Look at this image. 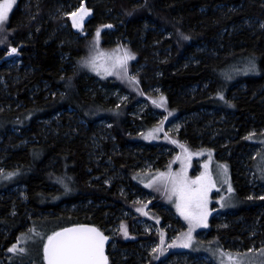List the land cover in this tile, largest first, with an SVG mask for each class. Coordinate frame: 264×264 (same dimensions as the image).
I'll use <instances>...</instances> for the list:
<instances>
[{
	"label": "trees",
	"instance_id": "16d2710c",
	"mask_svg": "<svg viewBox=\"0 0 264 264\" xmlns=\"http://www.w3.org/2000/svg\"><path fill=\"white\" fill-rule=\"evenodd\" d=\"M21 2L13 7L0 36L8 35L10 39H6L11 44L23 43L22 59L30 72L14 85L17 100L22 104L14 111L0 110V134L7 135L4 141L9 144L17 143L22 140L21 136L8 135L7 131L16 128L27 135L29 141L6 152L8 168L5 172L13 175L0 183V192L22 184L27 203L24 206L9 196L8 199L7 196L0 197V259H5L7 248L26 226L52 233L65 226L87 223L103 231L102 227L107 223L104 214L128 200L119 195L115 187L108 189L95 179L97 167L86 157L89 148L82 137L67 135L63 129L58 134L39 137L41 123H37L55 115L64 122V113L69 109L90 126L99 118H109L115 144L120 149L125 147L130 120L126 107L121 104L114 109L115 104L104 102L97 92L89 89L90 78L86 77L82 62L88 56L111 48L107 39L109 30L131 41L125 47L134 53V58L128 61V75L116 77L114 84L126 88L132 98L148 93L147 84L157 83L161 94L154 99L165 98L163 108L169 116L172 112L182 115L201 109L231 111L235 123L246 124L237 132L232 129L225 134L228 137L235 134L232 144L237 146L241 144L238 134L243 130L264 128V24L259 30L242 23L248 18L264 23V0H99L92 7L95 16L83 21L81 28H76L84 34L78 33L60 47L69 54L67 60H72V68L57 58L56 45L45 39L47 30L41 28L35 15L31 19L21 11ZM48 3V0L39 1L42 12H46ZM106 10L108 16L104 14ZM146 25L158 31L146 30ZM97 28L100 29L98 47L95 46ZM153 43V47H149ZM116 45L123 49V45ZM156 49L161 55L157 60L152 55ZM250 61H254L255 70L248 68L249 73L244 74L233 72ZM133 74L136 80L128 81ZM30 83L32 86L49 84L52 92L39 88L30 94L27 90ZM235 83L242 84L245 91L234 87ZM193 86L197 88L192 93ZM186 89L190 91L186 93ZM217 93L224 98L214 97ZM34 134L36 139L32 137ZM180 136L182 133L177 138ZM186 139L187 144H194L189 133ZM117 146H113L115 153ZM115 153L112 159L126 170L125 159L117 155L119 152ZM225 160L230 163L236 192L244 201L234 217L256 221L258 226L250 233H243L241 227L239 230L216 229L218 220L213 217L207 236L219 239L224 245L229 244L228 237L239 238L236 244L242 242L243 250L251 249L253 245L256 249L262 248L264 213L254 210L252 200L245 201L246 183L237 162L232 157ZM121 222L127 227L128 235L118 232V252L137 249L140 235L130 228L129 219L116 220L120 225ZM249 234L251 237H247ZM109 245V264H119L116 252H112ZM26 259L38 261L33 255ZM4 264H14V261L6 260Z\"/></svg>",
	"mask_w": 264,
	"mask_h": 264
},
{
	"label": "rangeland",
	"instance_id": "374dc122",
	"mask_svg": "<svg viewBox=\"0 0 264 264\" xmlns=\"http://www.w3.org/2000/svg\"><path fill=\"white\" fill-rule=\"evenodd\" d=\"M39 1L42 0H22L23 8L21 11L30 18L33 15L36 16V20H39V23L42 24L41 28L47 30L46 41L56 45L57 58L65 61L71 68L74 67L72 60H67L69 54L63 52L60 47L69 43L71 37L77 36L78 33L83 35L84 32L73 27L71 17L64 15V13L73 12L83 2L87 8L92 9L88 16L84 18L86 22L92 16H95L92 7L99 0H48L49 3L45 7V13L40 9ZM18 2L20 0H15L13 7ZM13 7L9 10V14ZM104 14L108 16V10ZM242 23L249 28L256 27L259 30L263 29L264 24L254 18L245 19ZM2 30H0V33ZM146 30L158 31L150 25H146ZM8 37L6 35L4 38L3 34L0 36V40H4V43L0 44V110L2 111H14L22 104L17 100L19 97L14 85L22 79L24 80V77L30 72L29 66L22 59L23 43L11 44V41H7V39H10ZM107 39L111 46L110 49L103 52V55H100L101 52H99L90 58L88 56L82 62L83 67L86 69L85 75L90 78L89 89L95 91L94 93L97 92L104 99V102L110 101L115 104L114 109L121 106V104L126 107L130 120L127 127L128 139L125 147L120 149L115 144L109 118H99L90 126L69 109L68 112L64 113L66 119L64 122H61L58 115H55L50 119L38 120L37 123H41L39 137L44 134H58L60 129H63L67 135L82 137L89 148L86 157L93 161L97 167L95 179L108 189L115 187L119 195L128 199L122 206H114V210L104 214V221L107 223L103 225L102 229L106 235L112 238L109 247L112 252H116L117 262L119 264H221L220 250H225L244 254L241 264H264V255L260 252H248L243 250L242 242L236 244L239 238L230 239L228 237L229 244L224 245L222 241H220L221 243L218 241L219 239L207 236L210 221L213 217L218 220L216 229L230 227L237 230L242 228V230L244 229L243 233L256 231L258 222H247L242 218L234 217L235 211L244 205V201H241L236 192L232 181L230 163L225 159L232 157L242 170L241 177L246 183L245 201L252 200L254 210L258 213H264V199H261V197H264V128H260L258 131L252 128L243 130L240 135L238 134V140L241 144L237 146L232 144L236 135L231 134L228 137L225 134L232 129L237 132L241 125L245 127L246 124L235 123L231 111L216 108L211 110L201 109L182 115L172 112V116H169L165 108L152 102L155 97L161 94V88L157 83L147 84L145 88L148 93L132 98L126 88L114 84L115 78L122 76L123 73L118 68L111 67L116 58L124 54L126 45L130 44L131 41L119 37L113 30L107 32ZM116 43L123 45V49L117 47ZM152 45L154 43L149 44V47L152 48ZM9 46L17 47V52L8 54ZM152 55L156 60L161 58L159 49L152 51ZM95 56H99V59L95 61L98 71H93L84 62ZM250 66V63H246L243 68L242 64V67L235 69L233 72L237 74L239 72L240 74L249 73L248 68H251ZM242 68L243 70L240 71ZM105 69H108V71H105ZM131 76H134V74ZM232 80L234 79L232 78ZM128 81L132 80L128 78ZM44 84L40 83L32 86V83H30L27 88L28 93L34 94L39 88H42V90L48 89L49 92H52L49 84ZM236 84H233L234 87H237L240 91H245L242 84ZM196 88L197 86H193L191 92L193 93ZM188 91L190 90L186 89V93ZM216 96L221 99L220 95L214 97ZM232 96L234 95L232 94ZM262 99L264 100V97ZM155 100H159V98ZM7 131L8 135L12 133L21 136L22 140L9 144L8 141H4L7 135L0 134V169L3 170L0 172V183L5 182L10 177L5 172L8 168L6 152L9 149L25 145L29 141L28 136L22 134L16 128ZM27 131L26 133H28ZM150 132L152 138L145 139V136ZM181 133L182 137L177 138ZM188 133L194 138V144L192 145L187 144L186 136ZM250 133L252 138L248 139ZM28 135L30 136V134ZM36 136L34 134L32 137L36 139ZM173 140L178 141V143H173ZM181 145L184 147H181ZM113 146H117L118 151H116L119 152H116L117 155L123 156V159H125L126 170L122 168L123 166L117 165L112 159V154L115 153ZM185 148L188 150L187 153L184 150ZM208 150H211V152ZM188 153H193L190 159L183 160V164L187 165L188 177L194 178L207 170L215 180L216 187L209 192L208 207L211 211L209 212L207 225H201L193 230L191 246L185 248L179 243L175 246L170 245H172L173 239L178 234L187 232L188 222L177 212L174 199H167L162 186L158 190L157 186L147 187V183L152 176L156 175L157 170L168 171L170 169L174 172L180 170L182 160L177 159V156L179 154L182 157H187ZM217 154L220 156L218 157ZM224 164L227 165L226 174L221 167ZM229 183L233 188L232 192L228 191ZM2 196L4 198L7 196V199L9 196V199L18 200L26 206L25 186L22 184L8 187L4 192H0V197ZM138 208H142L143 211H137ZM145 212H147V215L144 214ZM124 218L131 221L130 228L135 231V234L140 235L141 240L138 242L137 249L120 250L118 252L120 224L116 223V220ZM32 228H35L36 231L29 232V228L26 226L23 232L17 235V238H20L17 247L26 248L27 251L24 253L8 251L11 245L17 242L16 238V241L7 248L5 259H0V264L6 263V260L7 262L14 261V264H43L42 240L46 239L47 234L51 233L46 229L34 226L30 229ZM161 230H163L164 237V243L161 246L166 248L167 251L154 253L152 249L160 244ZM22 233L25 235L22 236ZM36 233H40V235ZM28 237L32 238L28 239ZM247 237H251V234ZM253 246L251 249H256ZM259 249H264V247ZM31 255L35 258L38 257V261L26 259ZM223 259L226 264H232V262L227 261L226 257Z\"/></svg>",
	"mask_w": 264,
	"mask_h": 264
},
{
	"label": "snow or ice",
	"instance_id": "6c2138e0",
	"mask_svg": "<svg viewBox=\"0 0 264 264\" xmlns=\"http://www.w3.org/2000/svg\"><path fill=\"white\" fill-rule=\"evenodd\" d=\"M15 0H0V30L5 28V22L9 17V10L13 7ZM92 9L87 8L83 2H81L79 8L73 12H66L64 15L70 16L72 19V26L75 28H81L84 18ZM104 27V26H101ZM111 27V25H108ZM187 39V37H185ZM100 42V29L97 28L95 35V46L98 47ZM4 43V40H0V44ZM17 47L9 46L8 54L16 53ZM103 55V53H100ZM134 58V53H130L125 50L124 54L117 57L112 63V68H118L125 76L128 75V61ZM99 56L87 59L84 62L92 68L93 71H98L96 60ZM251 65L250 70H255L254 61L249 62ZM108 71V69H105ZM130 80L135 81V76H129ZM221 96L222 94L217 93ZM164 97L161 96L159 100H153L154 104L163 107ZM158 130V129H157ZM155 131V130H153ZM151 132L145 136V139H150ZM252 138L250 133L247 137ZM173 143L178 141L173 140ZM181 147H184L181 145ZM187 153V148L184 149ZM211 152V150H208ZM199 154V153H196ZM193 153H188L187 157H182L178 154L177 159L182 160V168L178 171H159L157 170L156 175L148 181L147 187L151 188L157 186L158 190L162 186L163 191L169 200L175 201V207L177 212L188 222V230L185 233L178 234L173 239L172 245L181 244L187 248L191 246L193 240V230L201 225H207L209 212L211 211L208 207L209 203V192L212 188L216 187V182L212 178L211 174L205 170L199 176L190 178L187 175V165L183 164L184 159H190ZM224 173H227V165H221ZM3 170L0 169V172ZM9 176L13 173H9ZM228 191L232 192L233 188L231 184L228 185ZM223 199V197H221ZM264 199V197H261ZM223 206V205H222ZM137 211H143L142 208H138ZM147 215V213H144ZM35 228L29 229V232H35ZM119 231L125 236L128 235L127 227L121 222ZM40 235V233H36ZM22 236L25 234H21ZM32 237H28L31 239ZM109 239L108 236L97 226L91 224H74L67 228H60L51 234L46 235V239L42 240V251H43V264H109V257L105 254V242ZM20 243V238H17V242L12 244L8 249L9 252L19 251L24 253L27 251L26 248L17 245ZM164 243L163 230H161L160 244H157L152 251L155 253L159 251L163 253L167 251L166 248L162 247ZM248 252L258 251L264 255V249H248ZM221 264H226L223 258H227L228 262L232 264H241L244 254L232 253L225 250H220Z\"/></svg>",
	"mask_w": 264,
	"mask_h": 264
},
{
	"label": "water",
	"instance_id": "95a60500",
	"mask_svg": "<svg viewBox=\"0 0 264 264\" xmlns=\"http://www.w3.org/2000/svg\"><path fill=\"white\" fill-rule=\"evenodd\" d=\"M81 224H87V223H81ZM92 225V224H91ZM70 226H72V225H69V226H65V227H62V228H67V227H70ZM107 236V235H106ZM109 237V236H108ZM110 237H109V239L105 242V254L108 256V254H107V246L109 245V243H110ZM109 257V256H108Z\"/></svg>",
	"mask_w": 264,
	"mask_h": 264
},
{
	"label": "bare ground",
	"instance_id": "6f19581e",
	"mask_svg": "<svg viewBox=\"0 0 264 264\" xmlns=\"http://www.w3.org/2000/svg\"><path fill=\"white\" fill-rule=\"evenodd\" d=\"M96 78V77H95ZM147 213V212H146ZM216 241V240H215Z\"/></svg>",
	"mask_w": 264,
	"mask_h": 264
}]
</instances>
